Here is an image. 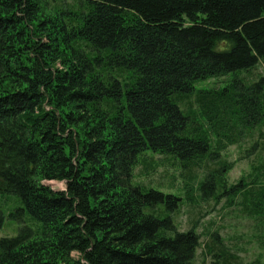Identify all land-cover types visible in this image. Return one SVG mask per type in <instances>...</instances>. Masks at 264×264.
Wrapping results in <instances>:
<instances>
[{
	"label": "trees",
	"instance_id": "1",
	"mask_svg": "<svg viewBox=\"0 0 264 264\" xmlns=\"http://www.w3.org/2000/svg\"><path fill=\"white\" fill-rule=\"evenodd\" d=\"M49 6L0 0V196L33 221L0 239V264H194V224L169 216L181 198L134 182L147 153L203 167L198 190L241 196L263 227L264 184L225 190L218 156L257 126L264 139V77L194 86L264 64V0ZM206 251L244 264L214 239Z\"/></svg>",
	"mask_w": 264,
	"mask_h": 264
},
{
	"label": "rangeland",
	"instance_id": "2",
	"mask_svg": "<svg viewBox=\"0 0 264 264\" xmlns=\"http://www.w3.org/2000/svg\"><path fill=\"white\" fill-rule=\"evenodd\" d=\"M75 2L76 0H56V2L50 0L49 7L66 9L73 6ZM249 74L248 71L241 70L226 76L199 81L194 86V92L223 88L237 79H244L248 83L254 82L258 76L264 77V64L259 63L252 76ZM260 131L258 126L255 127L252 132L244 134L238 144L229 146L218 156V167L223 164L228 167V169L225 167L226 170L223 171L225 190H230L240 181L249 183L256 179L257 183L264 184V173L255 171L264 159V139L261 138ZM211 166L215 167L213 164ZM205 174L203 167L192 171L184 170L180 168L177 161L169 160L167 156L147 153L139 159L134 169V182L181 198L178 209L169 216L178 227L177 230L181 232L194 224L200 243L195 252L194 264H211L218 260L206 251V244L213 239L216 244L223 245L228 251L238 256L244 264H263L264 226H258L253 219L242 213L239 206L241 196L236 197L230 192L217 195L216 190L210 189L200 192L198 182ZM46 184L55 191L65 188L63 182L52 181ZM16 200L18 201L13 195L0 196V209L4 215V221L0 227V239L16 236L18 230L25 225L33 227V221L31 222L28 216L10 217V214H14L18 207ZM73 256L76 258L77 254Z\"/></svg>",
	"mask_w": 264,
	"mask_h": 264
}]
</instances>
